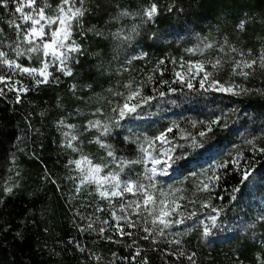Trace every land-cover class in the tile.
<instances>
[{
  "label": "trees",
  "instance_id": "trees-1",
  "mask_svg": "<svg viewBox=\"0 0 264 264\" xmlns=\"http://www.w3.org/2000/svg\"><path fill=\"white\" fill-rule=\"evenodd\" d=\"M51 1L55 6L58 3V0ZM156 2L160 5V14L155 21L140 23L133 40L122 44L112 34L120 29L127 32L135 23L130 16L121 17L120 12L135 13L145 0H86L87 11L81 23L73 26V39L83 49L72 66L73 75L54 74L56 79L51 83L21 93L20 102L10 90L0 96V182L11 177L14 185H18L11 194L0 191V264H129L120 258L134 253L137 247L141 249V257L131 264H138L143 257L150 264H189L184 257L177 259L170 255L178 249L195 253L196 264H258L257 256H264V220L258 215V207L264 203V153L253 151L248 143L251 140L257 147H264V94H261L264 71L258 70L243 80L232 77L230 66L225 64L214 73V78L221 83L234 79L253 90L240 96L204 92L199 90L198 80L193 81V90L179 83L171 84L180 89L176 93H168V86L159 83L161 79L171 83L173 69H177L181 60H214L221 55L215 49L203 55L187 51L197 49L205 37L218 44L227 37L234 46L256 52L264 44V0H175L176 10L172 12L167 11L172 0ZM5 16L6 9H0V29H7ZM241 20L246 21L243 31L237 28ZM92 29L103 35H97ZM134 47L147 56L125 63V56ZM160 59L165 60L161 66L162 77L152 71ZM149 73L154 81L144 88V94L156 98L140 109V121L136 125L155 121L156 116L148 115L155 105L168 107L157 120L160 131L173 123L174 111L186 113L182 124L174 127L175 137L180 135V129L184 135L195 136L209 121L221 118L206 137L200 138L203 147L187 149L191 155L180 161L167 179L182 189H189L191 169L216 167L243 153L239 168L230 163L217 168L221 179L216 183L214 200L219 203L218 207H223V212L208 237L202 236L199 225L188 221L169 230V235L159 237L155 244L141 239L144 234L137 231L136 245L131 249L126 246L131 242L130 237L121 238L120 243L81 238L71 220L61 183L66 158L58 121L63 119L83 130L87 120L97 118L93 116L95 109L101 108L100 118L107 122L118 100L113 93L124 92L122 85L130 80L134 84L145 81ZM153 87L157 88L156 92L152 91ZM159 91L166 95L160 97ZM125 123L120 128L113 126L105 139L118 158L132 160L138 147ZM177 143L185 140L178 139ZM81 149L94 160L101 158L98 144L84 139ZM183 151L177 149V152ZM242 169L251 173L244 183H241ZM128 173L132 171L121 175ZM176 232L181 235L176 236ZM170 239H179L181 244H170L167 242ZM77 244L86 251L81 253ZM92 253L101 259L95 260Z\"/></svg>",
  "mask_w": 264,
  "mask_h": 264
},
{
  "label": "snow or ice",
  "instance_id": "snow-or-ice-1",
  "mask_svg": "<svg viewBox=\"0 0 264 264\" xmlns=\"http://www.w3.org/2000/svg\"><path fill=\"white\" fill-rule=\"evenodd\" d=\"M14 7V14H18L17 18L9 21V25L14 27L18 41L28 44L27 48H21L19 43L11 47V52L15 58H10L9 52L0 50V67L10 70L8 74H0V96L5 95L6 90L13 91L17 94V102H20V94L27 93L30 88L23 80L15 79V74L22 77H27L33 86H40L51 83L54 72L62 73L65 76H72V66L77 62L78 56L83 54V49L80 43L73 39V26L81 23V18L87 11L86 0H58L56 5L55 15H49L47 9L49 5L44 0H0V9H8L9 5ZM175 9V0L167 5V11L172 12ZM160 14V5L156 0H145L135 13L127 10L120 12L121 17L135 15L140 18L143 23L154 22ZM245 20H241L237 25L240 31L245 29ZM138 25L133 26L125 32L124 29L118 30L112 34L114 39L122 44L133 40L138 34ZM97 35H103L102 32L92 29ZM3 30L0 29V33ZM83 35V32H81ZM155 35V34H154ZM215 49L221 55L213 59H201L197 61L181 60L179 68L182 70L173 69L174 79L171 83L168 80L161 79L160 84L168 86V93H176L180 89L172 87L171 84L179 83L186 86L189 90H193V81L198 80L199 90L204 92L226 93L233 96L247 94L252 89L237 83L236 80H229L221 83L219 79L214 78V73L224 67L225 64L230 66V75L232 77L243 78L248 80L256 74L258 70L264 71V44L253 52L251 48L245 50L234 46L227 37L222 43L209 41L208 37L203 38L201 45L197 49H188L189 52H199L203 55L207 50ZM32 54H39L33 56ZM27 56L33 64L38 66H25L19 58ZM147 53L141 52L138 56H133L128 60L130 64L132 60L144 59ZM176 64V61H172ZM165 64L164 59L156 62L153 72H159L163 76L162 65ZM210 69L209 70V67ZM127 71V69H124ZM154 81V76L149 73L147 79L139 84H134L133 81H128L123 84L124 92H114L113 95L118 97L117 102L111 108V117L105 119L100 118L103 115L101 108H96L93 112L95 119L87 120L83 126L84 132L95 130L97 135L89 143H95L104 149L109 162H94L89 155L83 154L82 149L78 146L80 134L76 132L78 125L66 123L61 119L58 124L67 129L63 132L64 146L73 153H80L79 157L68 161V165L74 167L78 173V184L75 187L76 193H81L82 188L86 185L92 186L94 198H99L101 202H106V207L97 206L96 215L90 220L86 227H81L82 232L89 230L96 232L99 236L109 241L120 243L121 240H114V236L120 238L130 237L131 242L126 246L133 248L136 245V232L144 233L141 239L157 243L156 237H166L169 235V230L185 225L186 221H192L198 217L196 211L184 214L181 212V205L177 199L169 200L163 191L157 190V185L154 178L157 174L162 176L170 175L171 171L177 166L180 161L187 160L191 155L187 149L196 150L202 148L200 138H204L220 122V117L209 121L204 125V129L199 131L195 136L191 134L184 135V130L180 129L179 139L185 140V143H177L176 137H170L168 134L173 132V127H168L160 131L153 137H146L144 143L140 144L139 152L141 157L137 160H127L122 157L118 158L112 145L107 143L103 138L109 136L113 126L120 128L121 121L127 118H137L140 115V109L148 105L156 97L145 95L144 88L151 85ZM73 89L76 87L72 86ZM153 92L157 88H152ZM261 91V90H257ZM264 94V91H261ZM158 95L164 97L166 93L159 91ZM226 127V125H223ZM196 127V124H193ZM128 137H125L127 140ZM248 143L252 145V150L259 153H264V147H257L253 141ZM146 145V146H145ZM177 149L184 150L177 152ZM243 153H238L225 164L217 165V168H224L230 163L233 167H240V159ZM109 163L116 164L118 171H112L109 168ZM143 163L152 165L146 168L145 172L151 175L146 178L153 181L150 184L140 183L134 179H122L121 174L125 167L132 164ZM210 174H204L196 185L197 192L209 193L206 199L200 200V210H207L204 219L199 220L202 225V236L208 237L212 233V229L217 226L218 217L223 212V207L216 206L212 203V193L214 192L216 183L221 179V176L215 170H209ZM241 183L247 181L251 175L248 170L242 169ZM14 185L11 177L7 183L0 182V191L5 194H11ZM238 191L233 189V192ZM130 194L134 199H127ZM182 199V197H181ZM222 199V197H217ZM235 199V196L232 197ZM2 203V201H0ZM196 203V201H193ZM264 220V216L261 217ZM190 229H185L188 231ZM111 231V235L109 232ZM176 236L181 235L180 232L175 233ZM170 244L180 245L179 239H170L167 241ZM81 253L86 249L79 244L76 245ZM92 258L99 261L101 258L94 253L90 254ZM115 255V254H114ZM177 259L186 258L189 264H196L195 253H186L183 249H178L170 253ZM141 257V249L136 248L135 252H130L128 256L121 257L122 261H137ZM258 264H264V256H257ZM138 264H150L147 257L139 260Z\"/></svg>",
  "mask_w": 264,
  "mask_h": 264
},
{
  "label": "rangeland",
  "instance_id": "rangeland-1",
  "mask_svg": "<svg viewBox=\"0 0 264 264\" xmlns=\"http://www.w3.org/2000/svg\"><path fill=\"white\" fill-rule=\"evenodd\" d=\"M44 2H46L49 5V8L47 9L48 14L49 15H55L56 6L52 4V1L51 0H44ZM17 16H18V14H14V7L10 4L9 8L6 9V16H5V18L7 20V29L1 28L3 30V32L0 33V50L9 52L10 58H15L14 53L11 52V47H14L16 43H19L21 48H27L29 46L28 44L17 40L14 27L9 25V21L16 19ZM130 20L133 21L136 25H140V23L143 24V22L140 20V18L135 16V15H130ZM140 53H141L140 50L137 49L136 47H134L133 50L129 51L127 53V56H125L126 59L124 60V62L128 63V60L131 59V57L138 56V55H140ZM32 55L36 56L39 54H32ZM19 59H20V61L26 60L27 62H30V65H25V66H38V65L33 64V62L31 60H29V58L27 56L21 57ZM179 64H180V62L178 63L176 70H182L179 68ZM9 72H10V70H8L7 68L0 67V74H8ZM54 74L63 75L62 73H59V72H54L53 76H54ZM15 79L23 80L24 83L27 86H29L30 89L36 87V86H33L31 84V82L29 81V79L27 77H22L19 74H15ZM167 111H168V107H166L164 105H155V107L151 111H149V113H148L150 118H154L156 116L155 121H153L150 124L136 125L138 123V121H140V119L138 117L134 119L135 121L133 123H131V125L129 122L133 118L125 119L126 123H125V120L121 121V124L125 123L128 125V131L132 132L133 136L136 139L138 150L136 152L135 158L132 160H137L141 157V153L139 152V147H140V144L144 143L145 138L146 137H153L160 132L161 127H160V125L157 124V120H158L159 116L164 115L165 112H167ZM184 113L185 112L183 110H182V112H177V113H176V111H174L172 114L173 123L168 124L167 127L164 128V130L168 127H173V125H179V123L182 124V122L184 121ZM185 115H186V113H185ZM60 127H61V134H60V136H61V147L65 151V158H66L65 164L63 166V172H62L63 176L61 179V183H62L63 188H64V193L66 196V203H67L68 209L70 211L71 220L73 222L74 227L76 228V230L78 232L79 237H81V238L89 237L91 239L92 238L101 239L102 238L101 236H99L96 232H93L91 230H89L87 232H82L81 227H86V225L90 222V220L92 218H94V216H96V215H99V216H101V218H103V214L96 213L95 208L97 206L106 207L107 206L106 202H101L99 200V198H94V193H92V186H90V185L84 186L82 188L81 193H76L75 187L78 184V173L74 170L73 166L68 165V161L78 158L80 153H73V152H71V150L67 149L64 146L63 132L67 131V129L63 128V126H61V125H60ZM174 130H175V128L173 127V132L168 134L170 137H175V135H174L175 131ZM192 131H194V128L192 129ZM76 132L78 134H80V141H78V143H79L78 146L80 148H81V144L84 142V139L86 140V142L89 143V141H91L93 139V136L97 135L94 131L84 132L83 130H79L78 128L76 129ZM176 138L178 140L179 136ZM103 139L107 143H109L105 139V137ZM99 148H100V146H99ZM100 150H101V158L99 160L93 159L94 162L99 163V162H101V160H103L104 162H109L110 158L107 157L105 150L102 148H100ZM127 160H130V159H127ZM151 166L152 165L150 163L148 165H145L143 163L132 164L130 166L125 167V170H124V171L131 170L132 173L123 174V175H121V178L122 179H134V180H136L140 183H144L146 185L150 184L153 181L148 180L146 177L151 175V174L146 173L145 169L150 168ZM109 168L112 171H118V167L116 164L109 163ZM210 169L217 171V167L205 168V166L203 169H198V170H194V169L192 170L191 169L190 170L191 179H190L188 186H187L189 189H182V186L177 185L173 181L167 179L166 176H162V175L157 174L154 178V181L157 185V190L163 191L165 194L171 193V195H167L166 198L169 200L177 199L181 205V209H180L181 212H183L185 215L190 213V212H193V211H196L198 213V217L193 218L191 223L197 224L201 228H202V225L199 224V220L205 218V214H206L207 210H204V211L200 210L199 201L206 199L207 196L209 195V193L197 192L196 191V185L198 184L199 180L203 178L204 174H210V172H209ZM7 182H8V180L4 181V183H7ZM12 183L14 184L13 180H12ZM215 188H216V185H215ZM214 196H215V189H214V192L212 193V203L216 206H219V203H217L214 200ZM181 197H182V199H181ZM126 198L127 199H134V197H132L130 194H128L126 196ZM193 201H196V203H193ZM263 206H264V203H260V206L258 207V215L260 217H262L264 214ZM187 222L188 221H186V223ZM111 234L112 233L110 231L109 235H111ZM142 234H144V233H142ZM158 238L159 237L157 236L156 237L157 243L159 242ZM120 239H121L120 237L114 236V240H120ZM105 240H107V239H105Z\"/></svg>",
  "mask_w": 264,
  "mask_h": 264
}]
</instances>
